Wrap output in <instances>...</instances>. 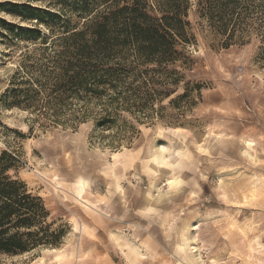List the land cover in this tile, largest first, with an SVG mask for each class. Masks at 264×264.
Listing matches in <instances>:
<instances>
[{
    "label": "rangeland",
    "instance_id": "1",
    "mask_svg": "<svg viewBox=\"0 0 264 264\" xmlns=\"http://www.w3.org/2000/svg\"><path fill=\"white\" fill-rule=\"evenodd\" d=\"M82 1L91 2L0 0V149L16 156L17 174L44 199L52 230H62L58 245L0 252V264H264L261 34L249 27L244 41L227 44L191 0L190 39L173 57L124 63L110 126L97 125L99 103L82 120L43 121L6 93L21 51L44 40L4 22L53 36L92 16ZM11 4L58 17L40 24Z\"/></svg>",
    "mask_w": 264,
    "mask_h": 264
},
{
    "label": "trees",
    "instance_id": "2",
    "mask_svg": "<svg viewBox=\"0 0 264 264\" xmlns=\"http://www.w3.org/2000/svg\"><path fill=\"white\" fill-rule=\"evenodd\" d=\"M89 1H82L81 7L87 14L92 12L90 18L75 26L67 23L53 36L51 29L41 34L36 26L4 22L10 32L44 40L20 53L6 93L12 96V105L55 123L82 120L99 103L104 113L97 125L108 127L112 113L123 103L118 87L129 74L124 63L131 57L145 63L169 60L179 41L190 39L184 17L191 0ZM197 4L227 44L237 37L244 39L252 27L261 34L264 54V0H197ZM10 11L40 24L58 17L24 4H11ZM32 50L40 51L39 57ZM17 168L16 156L0 149V252L15 255L40 245H58L62 230H52L44 199L29 189Z\"/></svg>",
    "mask_w": 264,
    "mask_h": 264
},
{
    "label": "bare ground",
    "instance_id": "3",
    "mask_svg": "<svg viewBox=\"0 0 264 264\" xmlns=\"http://www.w3.org/2000/svg\"><path fill=\"white\" fill-rule=\"evenodd\" d=\"M254 142H252V141H248V146H249V148L250 149H252L253 151H256V148H255V145L253 144ZM169 179V178H168ZM178 180V179H177ZM80 182L79 183H81V185L84 183V179L83 178H80V180H79ZM88 183V182H87ZM257 186V185H256ZM256 186H254L253 185V188L252 189H250V197H251V199H254L255 198V192H256ZM84 188V187H83ZM83 190V189H82ZM122 192V191H121ZM192 239V238H191ZM189 240V239H188ZM252 243V242H251ZM260 244V243H259ZM194 246V245H193ZM260 246L262 247V246H264V245H262V244H260ZM198 249V248H197ZM193 250V249H192ZM254 250H256V249H254ZM197 251V250H196ZM197 255V254H196Z\"/></svg>",
    "mask_w": 264,
    "mask_h": 264
},
{
    "label": "snow or ice",
    "instance_id": "4",
    "mask_svg": "<svg viewBox=\"0 0 264 264\" xmlns=\"http://www.w3.org/2000/svg\"><path fill=\"white\" fill-rule=\"evenodd\" d=\"M169 183L171 184V183H173L172 181H169Z\"/></svg>",
    "mask_w": 264,
    "mask_h": 264
}]
</instances>
